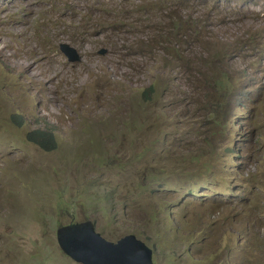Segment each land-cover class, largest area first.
<instances>
[{
    "label": "rangeland",
    "instance_id": "1",
    "mask_svg": "<svg viewBox=\"0 0 264 264\" xmlns=\"http://www.w3.org/2000/svg\"><path fill=\"white\" fill-rule=\"evenodd\" d=\"M87 219L153 264H264V0H0V264H78L55 233Z\"/></svg>",
    "mask_w": 264,
    "mask_h": 264
},
{
    "label": "water",
    "instance_id": "2",
    "mask_svg": "<svg viewBox=\"0 0 264 264\" xmlns=\"http://www.w3.org/2000/svg\"><path fill=\"white\" fill-rule=\"evenodd\" d=\"M64 53L70 61L78 60L73 51ZM55 236L61 252L78 264H153L152 250L134 235L108 241L90 220L61 226Z\"/></svg>",
    "mask_w": 264,
    "mask_h": 264
},
{
    "label": "trees",
    "instance_id": "3",
    "mask_svg": "<svg viewBox=\"0 0 264 264\" xmlns=\"http://www.w3.org/2000/svg\"><path fill=\"white\" fill-rule=\"evenodd\" d=\"M108 14H109V11H108ZM181 20L182 19L179 18L177 21L180 22ZM108 36L109 35H106L104 37H108ZM151 93H152V86L151 85L143 90L141 96H142V99L144 100L145 103L148 102V100H150ZM18 125H21L20 122H18ZM221 127H222V124H221ZM25 139H26L27 143L35 145L40 150H42L44 152H47V153L56 150V147H57L56 140H55L54 136H52L49 132L41 131L39 129V127H35L32 130H30V132H28L26 134ZM149 174H150V176L152 177L153 180L157 179V178H154L152 176V172L151 171H149ZM159 179H161V178H159ZM163 180L164 179L162 178L161 181H163ZM243 213L246 214V211H243ZM248 214L251 215V214H254V213L251 212L250 210H248ZM93 225H94V223H93ZM135 233L139 234L140 240H142V238H144V242H148V240L146 239L145 232H137L136 231Z\"/></svg>",
    "mask_w": 264,
    "mask_h": 264
},
{
    "label": "clouds",
    "instance_id": "4",
    "mask_svg": "<svg viewBox=\"0 0 264 264\" xmlns=\"http://www.w3.org/2000/svg\"><path fill=\"white\" fill-rule=\"evenodd\" d=\"M132 10H134V11H136V13H137V10L136 9H130V10H128L127 12H123L122 14H119V16H118V14H115V15H113V18H112V23L114 24V25H122V24H124V22H122L121 21V19H120V17L124 14V15H126V16H130L128 13L130 12V11H132ZM116 16H118V17H116ZM137 16V14L136 15H134V16H130V17H136ZM135 20H136V18H135ZM178 25H179V22L177 23ZM219 38V41H220V43L222 42V38H223V33L218 37ZM69 41V43L67 42V43H61V44H59V46L58 47H56V46H54L55 47V50L54 51H56L57 49H58V51H59V53L66 59V61L67 62H77V61H79V59H80V57H79V55H80V52H79V50L77 49V43L76 42H73L72 40H68ZM191 45V44H190ZM190 47V46H189ZM189 47H188V52H189ZM70 51H73L74 53H75V55L77 56V58H78V60L77 61H70L69 59H68V57L66 56V54L64 53V52H70ZM101 51H104V50H101ZM100 51V52H101ZM99 52V54H101ZM190 53V52H189ZM103 54V53H102ZM190 55L192 56V54L190 53ZM192 57H194V56H192ZM12 118V121H13V123H14V125H16V126H18V127H22L24 124H25V121H24V119L23 118H21L20 116H12L11 117ZM41 120H43V119H46V118H44V117H39ZM37 122H35L34 123V126H33V128H35V127H39V129L41 130V131H45V132H48L47 131V128L44 126L43 128L42 127H40V125H39V120H36ZM18 122H20V124L21 125H18ZM32 128V129H33ZM31 129V130H32ZM50 133V132H49ZM52 136H53V134L52 133H50ZM54 138H55V136H54ZM55 140H56V138H55ZM56 144H57V141H56ZM88 220V219H87ZM93 224V223H92ZM214 235V237L216 236L215 234H213ZM136 237V236H135ZM216 239V238H215ZM140 240V239H139ZM216 243H217V240H216Z\"/></svg>",
    "mask_w": 264,
    "mask_h": 264
}]
</instances>
